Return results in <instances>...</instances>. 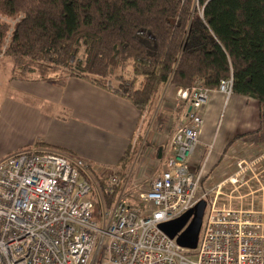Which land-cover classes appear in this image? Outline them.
I'll use <instances>...</instances> for the list:
<instances>
[{
	"label": "built area",
	"instance_id": "2783aa9c",
	"mask_svg": "<svg viewBox=\"0 0 264 264\" xmlns=\"http://www.w3.org/2000/svg\"><path fill=\"white\" fill-rule=\"evenodd\" d=\"M231 85L229 77L217 91L229 96ZM212 92L198 83L167 84L151 122L140 119L131 144H138L136 168L124 180L111 174L103 191L82 159L42 148L0 159V264H264V209L216 207L223 184L256 170L264 155L212 188L203 186L211 146L200 142L199 130ZM261 120L264 140V107ZM150 131H157L161 158L148 147ZM116 191L106 207L103 194ZM200 202L205 216L194 249L159 229Z\"/></svg>",
	"mask_w": 264,
	"mask_h": 264
},
{
	"label": "trees",
	"instance_id": "16d2710c",
	"mask_svg": "<svg viewBox=\"0 0 264 264\" xmlns=\"http://www.w3.org/2000/svg\"><path fill=\"white\" fill-rule=\"evenodd\" d=\"M0 55L11 79H82L131 103L146 126L167 84L217 91L231 77V94L264 107V0H0ZM137 149L109 174L124 180ZM91 175L103 191L108 175Z\"/></svg>",
	"mask_w": 264,
	"mask_h": 264
},
{
	"label": "crops",
	"instance_id": "0c3cea01",
	"mask_svg": "<svg viewBox=\"0 0 264 264\" xmlns=\"http://www.w3.org/2000/svg\"><path fill=\"white\" fill-rule=\"evenodd\" d=\"M6 90L0 95V159L34 149L41 142L47 146L42 149L69 152L72 157L64 156L85 160L103 175L131 146L141 119L128 101L78 78L47 82L11 79ZM261 109L248 97L211 93L199 130L200 142L211 146L203 164L205 176L237 145L246 142L251 148L264 147ZM151 133L148 147L161 158L156 135ZM235 136L242 137L224 153ZM254 138L260 139L259 143L254 144Z\"/></svg>",
	"mask_w": 264,
	"mask_h": 264
},
{
	"label": "rangeland",
	"instance_id": "374dc122",
	"mask_svg": "<svg viewBox=\"0 0 264 264\" xmlns=\"http://www.w3.org/2000/svg\"><path fill=\"white\" fill-rule=\"evenodd\" d=\"M10 23L12 24L14 22ZM78 57L82 59L83 52H81ZM11 67L12 66L10 60L0 55V95L6 94L8 91L6 89L12 77ZM153 112L154 111L149 114L150 118H153ZM162 129L163 126L161 129L157 130L159 131V135ZM157 131L152 132L150 136L155 134ZM248 145L249 144L245 142L242 145H237L238 147L236 146L231 148L228 151L227 159L221 160L220 162V164H223L222 170H218L216 168L215 171H213L211 174H207L203 186L207 189L212 188L215 183L220 182L222 180H226L227 178L231 177L235 171L239 170L240 168H243L246 163L248 164L251 161L255 160L258 156L264 155V147L251 148ZM135 168L136 160L130 172L134 171L133 169ZM107 175L109 177L111 174H103V176ZM91 178L93 179L92 176ZM128 191L130 192L131 190ZM213 192L214 191H211L212 195H214ZM250 206L255 209H264V160L261 164L257 166L256 170L245 171L244 174L240 177V179H238L237 182L234 183V185H232L230 182L224 183L222 188L220 189V193L217 195V208L242 207L246 209ZM204 216L205 214H203L202 222L204 220Z\"/></svg>",
	"mask_w": 264,
	"mask_h": 264
},
{
	"label": "water",
	"instance_id": "95a60500",
	"mask_svg": "<svg viewBox=\"0 0 264 264\" xmlns=\"http://www.w3.org/2000/svg\"><path fill=\"white\" fill-rule=\"evenodd\" d=\"M204 211L205 203L200 202L194 209L189 210L180 218L160 224L159 229L169 238L178 235L176 239L178 245L194 249L198 241Z\"/></svg>",
	"mask_w": 264,
	"mask_h": 264
}]
</instances>
